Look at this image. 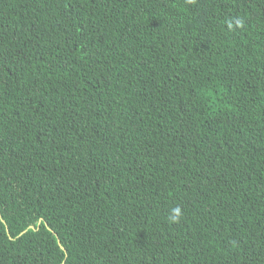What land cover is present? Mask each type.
<instances>
[{
	"label": "trees",
	"instance_id": "trees-1",
	"mask_svg": "<svg viewBox=\"0 0 264 264\" xmlns=\"http://www.w3.org/2000/svg\"><path fill=\"white\" fill-rule=\"evenodd\" d=\"M0 264H264V0H0Z\"/></svg>",
	"mask_w": 264,
	"mask_h": 264
},
{
	"label": "clouds",
	"instance_id": "clouds-1",
	"mask_svg": "<svg viewBox=\"0 0 264 264\" xmlns=\"http://www.w3.org/2000/svg\"><path fill=\"white\" fill-rule=\"evenodd\" d=\"M181 215L182 213H181L180 208H174L171 212L170 220L172 222H177L180 219Z\"/></svg>",
	"mask_w": 264,
	"mask_h": 264
}]
</instances>
